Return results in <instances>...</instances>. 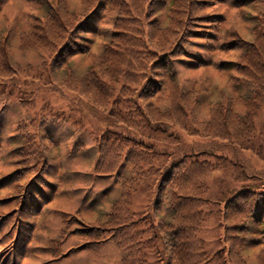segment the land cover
Segmentation results:
<instances>
[{
    "label": "trees",
    "instance_id": "obj_1",
    "mask_svg": "<svg viewBox=\"0 0 264 264\" xmlns=\"http://www.w3.org/2000/svg\"><path fill=\"white\" fill-rule=\"evenodd\" d=\"M23 1L26 27L12 36L15 46L12 28L0 29V82L17 84L29 72L16 49L45 51L42 73L104 111L111 128L92 150L79 142L72 148L87 171L61 169L69 185L85 179L104 186L97 192L103 201L93 198L87 210L73 212L44 204L43 179L57 146L50 135L39 138L18 125L7 137L18 167L0 179V191L12 190L6 207L16 203L25 229L46 211L57 214L59 225L46 237L42 221L31 238L7 235L0 264L77 258L76 264L105 243L122 252L118 264H212L200 236L214 214L203 210L213 205L210 180L226 163L248 179L264 176L242 154L256 152V140H264V124L256 126L264 113V0ZM210 68L223 83L212 81ZM145 132L176 146L154 145ZM257 156L264 164V155ZM137 191L151 195L145 213L132 210ZM21 193L26 198L19 202ZM221 212L230 263L264 264V189H240Z\"/></svg>",
    "mask_w": 264,
    "mask_h": 264
},
{
    "label": "rangeland",
    "instance_id": "obj_2",
    "mask_svg": "<svg viewBox=\"0 0 264 264\" xmlns=\"http://www.w3.org/2000/svg\"><path fill=\"white\" fill-rule=\"evenodd\" d=\"M9 3L7 7L0 6V8L3 7L0 12V29L3 27L8 31V29L12 28L14 33L8 32V36L15 46L16 39L12 36L21 28L26 27L24 23L26 5L23 0H13L12 3L10 0ZM73 6L75 7L76 5L74 4ZM228 13L230 16L233 14L232 11ZM101 22L104 23L103 21ZM46 57L47 53L42 50H26L25 52H21L16 49L15 58L17 62L20 63L19 65L24 70L29 69V72L18 77L17 84L9 81L0 82V138L3 140V143L0 145V179L8 177L18 167V165L11 162L13 161L14 154L10 151L11 147L6 142L7 137L15 133L18 125L21 126L22 130L36 132L39 138L50 135V138L57 146L52 154L53 161L51 164L53 168L46 172V177L43 179L47 184L52 185L49 188V185L43 184L47 187L45 197L49 198V201L44 202L46 210H49V208V211L56 209L57 205L60 208H65L64 206L69 205L68 207H71V212L77 209L82 211L87 210L90 200L99 197L97 196V192L104 186L94 185L91 187V181L87 182L85 179L88 185L83 183L84 180L81 179L75 183L70 182L69 185L67 184V179L66 181L62 180L61 169L66 170L69 167L70 171H87V169H83L82 165H80L81 158L75 155L78 151H74L72 148L79 142L84 143L87 150H92L95 140L99 135L105 133L106 130H110L111 127L104 111L95 107L88 100H84L77 93L70 92L66 87L54 81L53 78H49L48 71H43L45 73H42V68H44L43 62L46 60ZM199 72L194 74V76H199ZM208 74L211 75L214 83L219 82L221 84L225 80L223 75L218 74L212 68L208 69ZM53 84H55V88H52ZM57 85L60 86L57 87ZM243 92L241 90V94ZM258 119L256 123L257 128L264 124V113L261 112ZM26 131L25 133H28ZM145 134L149 136L150 139L148 140L154 145L170 150L173 149V145L176 146V142L161 137V135L147 132ZM184 140L191 141L187 137H184ZM256 142H258L256 145L258 150L255 149L256 152H242V154H244L245 159L256 171L264 173V164L261 158L257 156L264 155V140L259 138ZM223 166V169L216 172L209 182L210 190L207 198L213 205L210 207L205 206L203 210L213 212L214 214L206 221V225L203 226L200 233L202 240L205 242L206 250L212 258V264H231L227 257V246L224 243L222 235L223 223L221 221V211L226 199L240 189H264V176L261 177V180L254 177L248 179L244 176L239 166L234 167L230 163L223 164ZM31 175V172H29L26 177ZM10 187H12V184H10ZM75 190L78 191L75 192ZM64 192L68 193L63 194ZM9 193H12L10 188L0 191V214L9 213L5 218L0 217L1 241H4L7 235L9 236L12 232H14V236L20 232L25 237L31 238L35 226L38 228L37 223L41 221L42 227L47 228V231L43 232L45 237L49 230L55 232V229L59 225V219L56 218L57 214L55 216L49 211H46L42 217L37 216L33 220L30 219L31 223L26 229L21 223L19 224L22 220L20 215L21 209L17 210L16 203H14L15 206L8 205L6 207L8 201L5 197L9 196ZM26 193H21L19 202L26 198L24 195ZM63 198H67V202L63 201ZM101 200L103 201L102 198ZM150 200L151 195L149 192L137 191L132 197V210L134 212L145 213L148 210ZM13 208L16 210L13 211ZM16 214L18 218L15 222L14 217ZM87 216L90 219L95 218L94 213H89ZM10 229L11 231L9 232ZM57 233L58 231L54 235H57ZM18 241L20 242V239ZM88 255L87 260L75 263L86 264L85 262L88 261L90 264H118L122 252L112 247L109 243H105L96 253ZM25 256H27V253ZM74 260L72 263L64 262V264H73ZM34 262L30 258H24L20 264H35ZM154 262V259H152L149 264H153Z\"/></svg>",
    "mask_w": 264,
    "mask_h": 264
}]
</instances>
